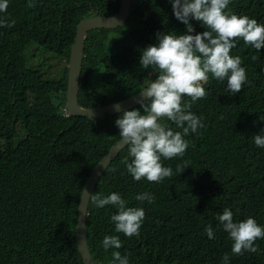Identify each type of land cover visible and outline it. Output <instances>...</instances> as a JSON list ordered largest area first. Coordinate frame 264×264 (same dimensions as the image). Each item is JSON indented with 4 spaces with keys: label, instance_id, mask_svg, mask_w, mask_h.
Listing matches in <instances>:
<instances>
[{
    "label": "trees",
    "instance_id": "1",
    "mask_svg": "<svg viewBox=\"0 0 264 264\" xmlns=\"http://www.w3.org/2000/svg\"><path fill=\"white\" fill-rule=\"evenodd\" d=\"M121 5L0 0V264H84L87 179L184 86L102 120L66 115L79 23ZM175 67L199 85L100 178L87 218L94 261L264 264V0H133L124 25L89 32L79 101L128 99Z\"/></svg>",
    "mask_w": 264,
    "mask_h": 264
},
{
    "label": "water",
    "instance_id": "2",
    "mask_svg": "<svg viewBox=\"0 0 264 264\" xmlns=\"http://www.w3.org/2000/svg\"><path fill=\"white\" fill-rule=\"evenodd\" d=\"M132 6L133 0H122V5L117 15L111 17L95 16L83 19L79 23L68 64L67 112L70 116H83L93 121L102 120L107 115L114 116L137 107L171 83L183 82L184 87L170 94L144 119L127 132L96 165L87 179L80 199L78 221L76 224V239L84 264H96L89 247L87 218L90 201L100 178L125 147L168 112L183 95L194 93L199 85L190 68L175 67L165 72L158 81L128 99L95 107H85L80 103V82L85 59L86 39L89 32L99 28H115L124 25L131 14Z\"/></svg>",
    "mask_w": 264,
    "mask_h": 264
},
{
    "label": "clouds",
    "instance_id": "3",
    "mask_svg": "<svg viewBox=\"0 0 264 264\" xmlns=\"http://www.w3.org/2000/svg\"><path fill=\"white\" fill-rule=\"evenodd\" d=\"M183 68H186V67H183ZM192 72H193V71H192ZM193 75H194V73H193ZM171 84H172V83H171ZM169 85H170V84H169ZM183 87H184V86H183ZM183 87H182V88H183ZM177 91H178V90H177ZM64 111H65L66 115H69V113L67 112L66 108H65ZM69 116H70V115H69ZM145 130H146V129H145Z\"/></svg>",
    "mask_w": 264,
    "mask_h": 264
},
{
    "label": "rangeland",
    "instance_id": "4",
    "mask_svg": "<svg viewBox=\"0 0 264 264\" xmlns=\"http://www.w3.org/2000/svg\"><path fill=\"white\" fill-rule=\"evenodd\" d=\"M43 52H44V51H40L39 53L42 54ZM42 55H43V54H42ZM63 64H66V62H63ZM54 70H55V68H54ZM170 109H171V108H170ZM170 109H169V110H170ZM169 110H168V111H169ZM130 144H131V143H130ZM130 144H129V145H130ZM129 145H128V146H129ZM126 148H127V147H125L124 149H126Z\"/></svg>",
    "mask_w": 264,
    "mask_h": 264
}]
</instances>
